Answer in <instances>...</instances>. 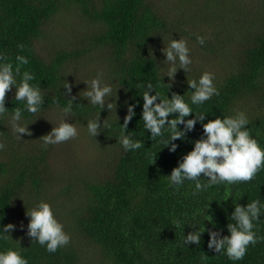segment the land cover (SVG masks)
Wrapping results in <instances>:
<instances>
[{
    "label": "trees",
    "instance_id": "obj_1",
    "mask_svg": "<svg viewBox=\"0 0 264 264\" xmlns=\"http://www.w3.org/2000/svg\"><path fill=\"white\" fill-rule=\"evenodd\" d=\"M180 5H184L187 13L193 5L205 8L206 16L207 12L210 15L205 20L214 24L216 37L212 42L205 41L203 46L198 44L208 55L229 63V67L213 73L219 95L193 107L207 114L205 123L234 115L237 110L245 112L251 137L264 148V0H179L174 8ZM214 8L220 12L215 13ZM177 9L169 17L160 0H0V53L13 62L17 54L29 58L22 71L34 73L31 83L41 88L45 101L37 114L24 113L22 122L30 124L31 135L21 134L23 140L17 141L7 122L0 120V141L5 143L0 150V226L9 223L16 226L11 232L13 240H0V251L19 248L28 264H80L75 238L97 249L99 264H264V214L254 229L257 243L249 246L242 260L230 261L208 248L209 231L229 234L227 225L232 222L233 200L245 206L256 198L264 202V169L249 182L213 186L193 194L194 183L186 181L174 191L166 175L192 149L191 141L199 139L201 124L197 122L184 140L174 141L179 145L174 153L158 140H152L143 128L141 95L148 82L155 85L163 76L159 63L164 57L160 50L173 38H184L190 49L192 41H196L194 34L180 24ZM66 11L79 14L88 22L90 30L75 42L88 43L90 50L59 44L60 34L52 31L49 22ZM21 44L23 50L18 47ZM38 47L48 52L55 50L47 54L53 59L45 61L46 53ZM194 53L191 50L192 60ZM81 54L85 59L78 57ZM72 70H80L82 80H90L98 72L104 74L103 82L113 87V95L108 99L117 105L120 124L127 114V105L139 101L128 131L143 146L124 152L115 144L120 127L115 103L112 113L106 106L101 111V123L109 115L112 129L96 138L90 137L86 122L96 116L99 108L79 98L78 93L86 85L81 82L77 89L76 75H69L66 79L73 86L71 95L77 96L76 103L80 106L74 105L76 115L68 122L86 132L105 171L93 170L95 161H91L74 172L71 181L54 194L48 186L52 180L48 159L54 150L64 152L75 144L69 140L45 150L41 137L61 121L62 113L55 102L63 106L71 98L64 97L62 92L66 90L62 85ZM195 72L199 74L196 79L204 73L198 69ZM187 78L194 79L190 72L178 70L171 89L165 85L157 90L169 98L173 92L183 95L189 90ZM164 82L169 83L167 77ZM13 97L14 89L6 94L9 111L16 107ZM92 171L95 172L90 174ZM52 196L56 199L64 196L70 202L63 219L57 214L63 205H56L50 199ZM42 197L71 237L68 245L54 253L26 235L29 222L26 208L34 207ZM195 221L200 222L197 227H203L205 221L206 229L198 246L187 247L184 235L193 231L188 224ZM72 224L74 237L65 227Z\"/></svg>",
    "mask_w": 264,
    "mask_h": 264
},
{
    "label": "clouds",
    "instance_id": "obj_2",
    "mask_svg": "<svg viewBox=\"0 0 264 264\" xmlns=\"http://www.w3.org/2000/svg\"><path fill=\"white\" fill-rule=\"evenodd\" d=\"M196 41L201 46L205 44L203 36L196 35ZM18 47L23 50L24 45ZM160 51L164 57L159 63L162 65L163 76L155 85L148 82L141 95L143 128L150 133L152 140H158L164 148L174 153L179 147L174 141L184 140L187 133L195 129L197 122L202 127L199 139L191 141L192 149L184 154L178 161V166L166 175L169 187L178 191L186 181H190L194 183L193 194H195L213 186L234 185L253 180L256 174L264 169V148L251 137L247 127L249 120L245 112L237 110L234 115L204 122L207 114L196 111L193 106L199 107L214 95H219V90L214 84V74L210 72L202 73L198 79L187 78L190 93L189 90L183 95L173 92L169 98L168 95L158 91V88L165 85L171 89L178 70L182 69L187 74L193 63L191 49L184 38L171 39ZM28 63L27 56L17 54L13 62L7 55L0 53V120L7 122L17 141L23 140L21 134L31 135L28 127L30 124L22 122L24 113L37 114L45 102L41 88L31 83L35 79L34 73L28 70L22 71L23 66ZM69 75L75 76L70 73L64 77L62 88L66 92L62 93L64 97L71 96V98L67 99V103L63 106L58 101L55 102L62 113V118L57 126H53L49 133L41 137L42 147L45 150L50 145L67 142L79 134L76 125L68 122L76 115L73 111L74 105L80 106L76 103L77 96L71 95L73 86L66 79ZM103 76L102 72H98L94 78L80 81L86 85V88L78 93L79 98L86 99L88 105L99 108L96 116L86 122L87 134L93 138L113 127L108 119L109 115L101 123V111L106 106L109 114L112 113L115 103L108 99L113 95V87L103 82ZM165 77L168 78L169 83L164 82ZM13 89V101L16 107L9 111L10 109L6 107V94ZM138 104L139 101L127 105V114L123 124H120L115 103V113L120 126L115 144H119L124 152H133L143 146L142 141L134 139L133 132L128 131V125L136 115L135 108ZM190 116L192 118H188ZM165 134H167L166 138ZM4 148L5 143L0 141V150ZM233 203L234 211L230 216L232 222L227 225L229 234L222 235L219 231H209L208 248L236 262L244 258L250 245L254 246L257 243L258 237L254 229L256 222L264 214V202L256 198L246 206L234 200ZM25 215L29 218L26 235L33 242L45 247L46 251L54 253L69 244L71 237L64 230L63 223L56 218L50 203L41 200L31 209L26 208ZM199 223L195 221L188 224L193 231L184 235L185 246L200 244L201 234L205 232L206 227L205 221L203 227H197ZM175 226L178 227L179 223L177 222ZM15 227L11 223L0 226V240H13L11 232ZM23 227L21 225L22 229ZM0 264H28V261L19 248L16 250L9 248L0 251Z\"/></svg>",
    "mask_w": 264,
    "mask_h": 264
},
{
    "label": "rangeland",
    "instance_id": "obj_3",
    "mask_svg": "<svg viewBox=\"0 0 264 264\" xmlns=\"http://www.w3.org/2000/svg\"><path fill=\"white\" fill-rule=\"evenodd\" d=\"M160 2H162L163 8L167 10L166 12L170 17L178 8H174V5L179 3V0H160ZM183 6L184 5H180L177 9V14L180 17V24L182 25L183 23L185 28L194 34L195 37L196 35H200L204 36L206 42L214 41L216 37L214 34L215 26L212 22H206L205 18L207 16L210 17V15L207 12L206 16L205 8H203L201 5H193L192 11L187 13L185 7ZM180 9H183V11H179ZM214 11L215 13L220 12L219 8H214ZM49 23L52 31L56 34H60L58 41L63 47L66 48L70 44L72 46H82V48L87 50L91 49V46L88 43L81 44L75 42L77 38L84 37L85 32L90 30V26L87 24L88 22H86L81 15L66 11L62 12L61 14L58 13ZM66 26H68V28H65ZM71 31L73 34H71ZM39 49L46 53V55L43 56L45 61H50L53 59L52 57H47V54L53 53L55 50L48 52L47 50H43L41 48ZM191 50L195 52V60H193L189 72L194 79H196L199 75L195 72L196 69L203 72L217 73L220 68L229 67V63L226 61L224 62L211 54L208 55V53L204 51L196 41H192ZM78 57L85 59L83 58L82 54ZM72 72L76 75L74 79L77 81V83L82 81L79 76L80 70H72ZM80 86L81 82L77 84V89H79ZM77 129L79 133L78 136L74 139H71L75 146L70 149H66L64 152L54 150L48 159L50 161L52 174V180L48 186L53 190L54 194H57L60 190H62V187L65 184L71 181L70 176L74 172L86 166L87 163L91 161H95L92 165L93 170H100L102 172L105 171L103 164L99 163V155L97 153L95 144L89 137H87L86 132L82 128L77 127ZM70 152L74 153L73 156H71ZM94 172L95 171H92L90 174ZM43 199L45 198H40V200ZM50 199L54 200L56 205L59 203L63 205L59 211L56 208L57 214H59L58 217L63 219L65 211L68 209L70 202L67 201L64 196H61V198L58 199H56V196H52ZM65 227L70 230V233L74 237L75 231L73 224ZM73 242L76 250L81 254L80 264H99L101 257L93 245L85 242L82 239L80 240L74 238Z\"/></svg>",
    "mask_w": 264,
    "mask_h": 264
}]
</instances>
